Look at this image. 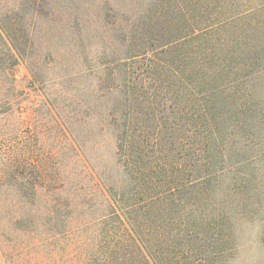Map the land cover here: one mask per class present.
<instances>
[{"label":"trees","instance_id":"obj_1","mask_svg":"<svg viewBox=\"0 0 264 264\" xmlns=\"http://www.w3.org/2000/svg\"><path fill=\"white\" fill-rule=\"evenodd\" d=\"M75 1L3 6L10 13L26 2L35 18V60L19 47L22 25L0 21L11 66L21 57L37 77L57 70L42 71V56L54 64L66 57L65 74L86 78L67 93L68 110L49 113L55 136L67 127L86 171H34L35 133L19 147L10 140L16 124L2 132L1 178L18 190L25 163L36 181L33 255L21 264H221L234 244L226 206L248 181L237 169L248 151L264 153V0H146L129 16L103 15L97 29L109 54L93 64L77 57L89 32ZM9 95L0 99L4 120H18ZM96 134L113 141L105 171L83 147Z\"/></svg>","mask_w":264,"mask_h":264},{"label":"rangeland","instance_id":"obj_2","mask_svg":"<svg viewBox=\"0 0 264 264\" xmlns=\"http://www.w3.org/2000/svg\"><path fill=\"white\" fill-rule=\"evenodd\" d=\"M5 1L0 0V21L11 20L22 25L25 37L20 41L19 47L24 49L23 57L37 59L38 49L33 30L35 18L33 19L32 9L25 2L20 9L9 13L5 8L3 9ZM75 2L81 7L80 13L84 14L85 20L84 28H87L89 32L87 37H83L76 43L77 57L80 62L90 64L99 60L104 61L109 54L107 51L105 58L103 54L105 41L97 29L99 25H103L102 16L106 15L110 20L112 14L120 13L121 16H129L131 11L136 10V3H142L144 4L142 7H146V0H76ZM109 8L114 13L109 11ZM3 44L0 40V99L3 95H7V92L15 95L13 98L15 101L12 102L16 104L19 118L18 120L11 118V121L4 120L6 116L2 114L4 108L0 102V170L3 165L2 153L8 145L7 141L1 139L2 132L16 124L18 135L15 138L12 136L10 140L18 143L19 147H23L22 143L27 142V137L31 136L32 132L35 133L32 139L34 152L31 159L35 164L34 171L41 169L78 173L86 171V166L79 162L82 152L78 147L73 150L69 146L70 133L67 127L60 126L57 129L58 136H55L49 116L53 106L64 111L70 108L67 93L76 91L86 78L82 75L83 77L72 79L65 74L68 58L59 59L54 64L52 59L44 56L41 57L40 62L42 71L50 65H57V70L50 72L46 70L39 76L33 77L28 70V63H25L27 60L20 57L17 64L11 66L13 57L7 53V47ZM58 47L70 50L66 42L63 45L60 42ZM113 48L115 45L112 50ZM11 85L14 86L12 91L9 89ZM33 110H38L36 120L29 119L31 116L28 113ZM35 128L43 130L42 140H45L43 147L39 146V142L37 143ZM255 140L261 142L260 136L255 137ZM83 147H87L89 162L99 171H105L108 168L107 164L113 160L111 154L113 141L110 136L93 135L90 142L83 144ZM22 150L24 153V148ZM50 151L57 156L50 154ZM245 154L247 161L237 171L243 173L248 181L234 196L235 202L226 206L230 222V237L234 244L232 251L225 256L221 264H264V153L248 151ZM23 167L25 163H22V168L16 172L18 190L14 187V182H5L1 178L5 171H0V264H21L22 255H33L34 200L31 193L36 181L30 176V173L34 171H23ZM23 221H26V224Z\"/></svg>","mask_w":264,"mask_h":264}]
</instances>
